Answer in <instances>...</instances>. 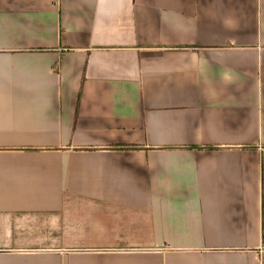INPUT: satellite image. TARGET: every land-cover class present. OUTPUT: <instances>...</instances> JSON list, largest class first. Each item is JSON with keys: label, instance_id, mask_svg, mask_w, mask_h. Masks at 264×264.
Listing matches in <instances>:
<instances>
[{"label": "crops", "instance_id": "obj_1", "mask_svg": "<svg viewBox=\"0 0 264 264\" xmlns=\"http://www.w3.org/2000/svg\"><path fill=\"white\" fill-rule=\"evenodd\" d=\"M264 0H0V264H264Z\"/></svg>", "mask_w": 264, "mask_h": 264}, {"label": "built area", "instance_id": "obj_2", "mask_svg": "<svg viewBox=\"0 0 264 264\" xmlns=\"http://www.w3.org/2000/svg\"><path fill=\"white\" fill-rule=\"evenodd\" d=\"M262 253H263V255H264V249L262 250Z\"/></svg>", "mask_w": 264, "mask_h": 264}]
</instances>
